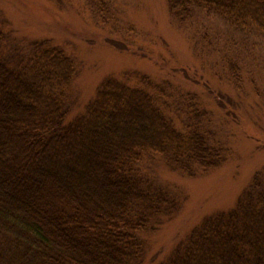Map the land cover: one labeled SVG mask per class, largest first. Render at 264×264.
Instances as JSON below:
<instances>
[{
	"label": "trees",
	"instance_id": "trees-1",
	"mask_svg": "<svg viewBox=\"0 0 264 264\" xmlns=\"http://www.w3.org/2000/svg\"><path fill=\"white\" fill-rule=\"evenodd\" d=\"M168 3L178 15L204 8L264 32V0ZM41 43L27 68H10L0 54V264H140L142 235L179 201L144 179L137 162L152 153L188 173L220 165L225 154L211 141L210 118L195 96H182L176 108L183 131L172 130L151 94L108 81L85 113L66 123L69 106L59 89L73 75L71 64ZM254 187L160 264H264V195Z\"/></svg>",
	"mask_w": 264,
	"mask_h": 264
},
{
	"label": "rangeland",
	"instance_id": "rangeland-1",
	"mask_svg": "<svg viewBox=\"0 0 264 264\" xmlns=\"http://www.w3.org/2000/svg\"><path fill=\"white\" fill-rule=\"evenodd\" d=\"M174 11L168 0H0V54L10 68L34 66L28 56L41 42L70 62L73 75L59 89L69 106L66 123L82 116L108 81L151 94L172 130L183 131L176 108L182 96H195L210 118L211 141L225 154L220 165L188 173L152 153L137 162L144 179L179 201L174 214L142 235L140 264L166 260L254 186L264 195V32L204 8Z\"/></svg>",
	"mask_w": 264,
	"mask_h": 264
}]
</instances>
